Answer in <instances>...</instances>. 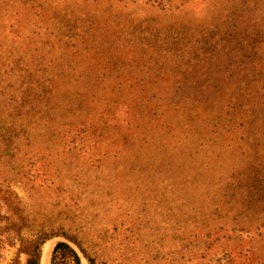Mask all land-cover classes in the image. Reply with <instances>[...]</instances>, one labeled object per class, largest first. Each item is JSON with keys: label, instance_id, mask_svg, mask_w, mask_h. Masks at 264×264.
<instances>
[{"label": "rangeland", "instance_id": "obj_1", "mask_svg": "<svg viewBox=\"0 0 264 264\" xmlns=\"http://www.w3.org/2000/svg\"><path fill=\"white\" fill-rule=\"evenodd\" d=\"M5 1L1 87L17 75L21 82L26 67L10 45L18 49L27 33ZM123 2L139 46L150 41L140 30L161 15L165 53L183 41L182 54L157 72L141 51L113 47L88 91L70 97L80 110L59 117L47 108L37 124L18 128L13 145L0 121V264H52L60 240L82 264H264V0ZM238 3L231 23L241 28L214 48L212 13ZM185 21L193 29L184 34ZM247 26L253 32L241 34ZM212 57L211 72L201 75V59ZM22 97L36 109L53 105L42 88ZM141 98L142 114L133 109ZM144 157L153 162L140 172ZM183 179L197 181V195Z\"/></svg>", "mask_w": 264, "mask_h": 264}, {"label": "trees", "instance_id": "obj_2", "mask_svg": "<svg viewBox=\"0 0 264 264\" xmlns=\"http://www.w3.org/2000/svg\"><path fill=\"white\" fill-rule=\"evenodd\" d=\"M122 1L70 0L63 2L60 7L54 5L53 0L5 1L3 5L11 4L10 7L14 6L15 19L18 21V26H21L24 35L27 33L28 39L24 36L22 38L24 42H19L18 49L15 45H10L26 64L25 70L22 72L21 82H18L17 75L12 81L3 82L4 87L0 86V88H3L0 96V121L6 129L3 134L4 141L13 145L14 141L18 140V128L22 130L30 124H37L43 118V115L38 116V114L47 112V108L52 109L53 114L58 113L59 117H63L74 109L80 110V108H74L69 104L70 97L88 91V87L93 83L94 80L92 79L100 64L102 62L104 64V61L108 63V58H104L102 53L107 54L113 47L123 45L126 50H129L128 47H130L133 54L136 51H141L142 56L147 60L153 58V62L148 65L147 69L158 65L157 72L162 69V66L172 64L175 60L172 58L173 56L177 54V58L182 54V50L187 43L183 41L176 42L177 46L172 55L168 56L165 53L168 46L165 47L162 41L168 23H164L165 20L161 15L154 16L151 23L148 22L145 27L147 31L140 30L144 32L142 33L144 36L141 37L147 36L150 39L148 42L150 51H143L141 48H145L148 43L140 42V48L139 42L134 41L131 35L132 30H134L133 21H126L121 16L122 7H126L127 4V2L122 3ZM149 1L159 0H144L145 3H149ZM242 6V3L232 4L228 9L222 7L212 13V18L217 19L213 29L215 34H212V43H210L214 48L225 47L231 41L227 37H233L236 34L232 29L241 28L237 23H231V20H235L233 15L237 14L238 9ZM226 9L227 12H225ZM181 27L184 34L193 29L189 21L182 23ZM253 29L254 27L249 28L247 26L246 29H241V34L246 30L247 32L248 30L253 32ZM194 30L196 29L194 28ZM41 31L44 32L42 33L43 36L41 39H37ZM239 33L237 32V34ZM223 34H227V36L223 37ZM18 36L21 37L22 35L18 34ZM175 36L179 35L176 34ZM174 38H176V41L180 39L178 37ZM0 40L5 42V35L0 34ZM197 40L200 39L196 38L195 41ZM84 41L90 42L89 45H84ZM3 46L4 44H0V47ZM80 48H83L84 52L82 53L83 58L78 60L77 54ZM188 49L194 52L191 46ZM152 50L155 51L154 57L152 56ZM1 59L3 66H7L5 63L6 55L2 56ZM212 61H214L213 57L201 59L199 70L201 75L204 76L211 72L210 63ZM167 70L168 68L161 73ZM18 86L20 87V94H18ZM35 88H42V91L47 93L53 105H46L44 110L36 109L31 101L26 97H22V94L27 90ZM145 102H148L147 98H144V101L142 98L139 99L133 107L135 112L139 111L142 114ZM18 106L21 107L19 112ZM47 113L49 114V112ZM51 119L49 118V120ZM44 126H49V121H46ZM127 138L129 136L123 134L119 139L126 140ZM186 149V144H183L181 153ZM187 152L189 153V149ZM152 162V157L141 158L137 170L146 172L148 170L147 164ZM181 187L186 191L194 190L195 195L199 191L197 181L194 179H183ZM91 260L94 264V260ZM30 263L37 264L34 260ZM52 264H82V262L75 247L65 240H60L53 248Z\"/></svg>", "mask_w": 264, "mask_h": 264}]
</instances>
